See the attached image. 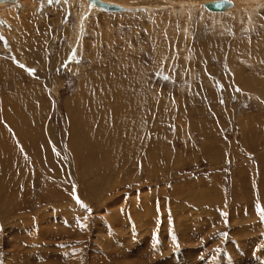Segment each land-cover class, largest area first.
Masks as SVG:
<instances>
[{"label": "rangeland", "instance_id": "374dc122", "mask_svg": "<svg viewBox=\"0 0 264 264\" xmlns=\"http://www.w3.org/2000/svg\"><path fill=\"white\" fill-rule=\"evenodd\" d=\"M103 1L125 9L0 6V115L20 137L41 102L44 140L8 136L28 167L0 183V264H264V0ZM90 98L113 146L80 160Z\"/></svg>", "mask_w": 264, "mask_h": 264}, {"label": "bare ground", "instance_id": "6f19581e", "mask_svg": "<svg viewBox=\"0 0 264 264\" xmlns=\"http://www.w3.org/2000/svg\"><path fill=\"white\" fill-rule=\"evenodd\" d=\"M20 0H12V1H0V6L1 7H5V6H2V5H6V4H10V5H7V6H13L14 7V5L17 3V2H19ZM211 1V0H210ZM231 1H233V3L235 4V2L237 1H235V0H231ZM11 2L12 3H14V4H11ZM208 2V1H207ZM238 2V1H237ZM24 3V2H23ZM206 3V2H205ZM205 3H203V6H204V4ZM93 4V3H92ZM234 4H233V6H234ZM17 5V4H16ZM236 5H237V3H236ZM233 6H230L229 8H227L226 10H230V9H232L233 8ZM0 7V8H1ZM85 7V6H84ZM238 7H239V5H238ZM14 9V8H13ZM204 9H206V10H208L207 8H205V6H204ZM11 10V9H10ZM14 11V10H13ZM208 11H210V10H208ZM14 12H16V11H14ZM211 12V11H210ZM212 13H223V12H212ZM9 14V13H8ZM15 15V14H14ZM6 16V15H5ZM10 24V23H9ZM10 38V37H9ZM8 67V66H7ZM10 68V67H9ZM8 69V68H7ZM34 100H35V97H34ZM95 100L96 101H94L93 100V98L91 99L90 98V103L89 104H84V103H80V104H82V105H84V106H82V105H80V107L78 108V110L79 111H77V112H74L75 113V115L79 118H75V117H73V122H71L72 123V133H71V135H70V142H71V144H73V146L71 145V151L73 152V154H74V156H75V158H79V154H80V156H81V158H80V160L82 159V157L84 156V154L87 152L86 150H88L89 151V149H87L86 147H85V145H84V143H82L81 144V142L82 141H84L83 139L84 138H86V140L88 139H93V140H91V141H93V144H91L92 146L93 145H95V146H97V145H101L102 144V142L101 141H103L104 143H105V145L104 146H106V145H108V150H109V148H110V145H112V142L110 141V139H111V137L109 138V136L107 135V131H110L111 132V130H109L108 128H107V126H106V124H105V122H104V120H103V118H101L100 117V119L99 120H97L99 123H97L96 124V120H90V119H83V117H84V115L86 114V113H89V112H92V111H94V110H96V105H97V103H98V99L97 98H95ZM111 101V100H110ZM114 101V100H113ZM8 103H9V101H8ZM41 104V102H39L38 104H37V102H34V105H29V112H23L22 114H23V116H24V118L22 119V125H23V128H24V131H25V129H26V131H25V133L27 132V134L26 135H24V134H22V135H20V137L18 136H16V134L14 133L13 135L11 134V131L10 132H8V127H7V123H10V125H11V118L8 120V117H5L3 114H1L0 115V132L3 134V136L1 137V138H4L5 137V139H3L4 141L2 142V143H0V154H1V152H3V155H4V157L2 158V155L0 156V183H2V191H3V189H8L9 188V190H10V188L12 187V186H14L15 188H16V184H14V183H16L17 181H16V179H17V177L15 176L14 177V175H13V172H15V175L17 174V173H19L21 170H23L24 171V174H25V170L27 169V167H28V161H27V159H25V156H24V154H22V152H20V151H16L15 150V145L13 144V142L10 140V138L9 137H11V139H12V137H13V139L16 141V140H19V141H21V143H22V145H23V147H24V149H25V151H27L28 153H30V151H32V150H34V146H33V144H32V142H31V140H28V139H32V140H34V141H36L37 142V144H38V148H39V154H41V149H42V143H44V140H43V138L40 136V137H35V130H36V127L38 126V128H39V130L38 131H40L43 127H41V122H39V124L38 123H36L35 122V119H34V117L37 115V113H38V111H40L41 110V108H40V105ZM125 105V104H124ZM126 106V105H125ZM88 108V109H87ZM7 109H8V107H7ZM26 111V110H25ZM108 111H111V110H108ZM10 111H7V112H5V113H9ZM113 112V110L111 111V113ZM41 113V112H40ZM11 116H12V112L11 113H9ZM98 114H99V111H96L95 112V115H97L98 116ZM113 114V113H112ZM109 114H107V117H109L108 116ZM10 116V117H11ZM133 116V115H132ZM37 117V116H36ZM116 117V116H115ZM114 117V118H115ZM113 118V119H114ZM118 119V118H117ZM13 120V119H12ZM38 120H39V118H38ZM112 120V119H111ZM121 120V119H120ZM117 121V120H116ZM116 121H115V123H116ZM119 121V120H118ZM121 122V121H120ZM123 123H124V121H122ZM132 121H130V122H125V123H127V124H124V126L123 127H125L126 128V125H128L129 126V124L131 123ZM133 123V122H132ZM43 124V123H42ZM119 125H122V124H119ZM133 125V124H132ZM131 125V126H132ZM43 126V125H42ZM10 127H12V126H10ZM123 127H121V126H118V127H113V130H114V132L115 131H122L123 129L124 130H126L125 128H123ZM129 128V127H128ZM11 129V128H10ZM123 130V131H124ZM129 131H130V129H129ZM128 131V132H129ZM8 133V134H7ZM10 133V134H9ZM7 134V135H6ZM12 135V136H11ZM9 136V137H8ZM105 136H107V138L105 137ZM25 137V138H24ZM103 138V140H101L102 138ZM87 140V141H88ZM86 142V141H85ZM118 142H121V141H118ZM5 143V144H4ZM117 143V142H116ZM123 143V142H122ZM110 144V145H109ZM89 146H90V144H89ZM88 146V147H89ZM103 146V145H102ZM102 146H101V148H102ZM113 146V145H112ZM94 148V147H93ZM92 148V149H93ZM100 147H98V150H100L99 149ZM97 149V148H96ZM95 149V150H96ZM106 149V148H105ZM107 150V151H108ZM7 151H9L10 153H7ZM102 151L103 150H101V154H102ZM94 152V151H93ZM95 153V152H94ZM97 153V152H96ZM105 153V152H104ZM87 154H89V153H87ZM11 156V157H10ZM27 157V156H26ZM88 157V156H87ZM99 157V156H98ZM1 158H2V160H1ZM20 159V160H19ZM105 159V158H104ZM103 159V160H104ZM88 160V159H87ZM49 162V161H48ZM44 164V163H43ZM6 168H5V167ZM13 170H15V171H13ZM22 171V172H23ZM19 182V181H18ZM11 183H13L14 185H11ZM21 183V182H20ZM9 184V185H8ZM18 185H20L19 183H17V186ZM11 186V187H10ZM21 186V185H20ZM20 188V187H19ZM19 188H16L15 190H16V193H17V190H19ZM12 189V188H11ZM6 190H4V191H6ZM14 189H13V191H15ZM8 191V190H7ZM6 191V193H8ZM13 191H10L11 193L10 194H8V195H14V193H13ZM5 193V192H4ZM5 195H7V194H5ZM10 197V196H9ZM10 199V198H9ZM12 199V198H11Z\"/></svg>", "mask_w": 264, "mask_h": 264}, {"label": "water", "instance_id": "95a60500", "mask_svg": "<svg viewBox=\"0 0 264 264\" xmlns=\"http://www.w3.org/2000/svg\"><path fill=\"white\" fill-rule=\"evenodd\" d=\"M0 1H12V0H0ZM91 1L105 10L121 11L125 9V7H123L120 4L105 2L103 0H91ZM233 4L234 3L231 0H211L206 2L204 6L211 12H223L230 6H233Z\"/></svg>", "mask_w": 264, "mask_h": 264}]
</instances>
